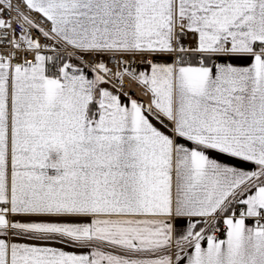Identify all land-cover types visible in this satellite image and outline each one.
<instances>
[{"label":"snow or ice","instance_id":"1","mask_svg":"<svg viewBox=\"0 0 264 264\" xmlns=\"http://www.w3.org/2000/svg\"><path fill=\"white\" fill-rule=\"evenodd\" d=\"M0 264H264V0H0Z\"/></svg>","mask_w":264,"mask_h":264}]
</instances>
